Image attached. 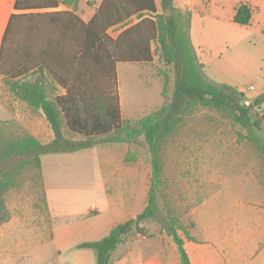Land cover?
<instances>
[{
    "label": "rangeland",
    "instance_id": "1",
    "mask_svg": "<svg viewBox=\"0 0 264 264\" xmlns=\"http://www.w3.org/2000/svg\"><path fill=\"white\" fill-rule=\"evenodd\" d=\"M232 2L217 0L211 10L218 11L217 15L197 16L191 38L188 32L189 41L202 43L213 81L233 85L243 95L242 101L253 104L255 99L262 100L252 106L250 115L259 124L255 134L264 143V32L256 26L234 24L229 18ZM119 31L114 28L108 33L115 38ZM152 48L150 63L116 66L120 111L130 124L172 99L173 67L162 62L157 46ZM62 93L55 89L49 97ZM0 113L7 140L30 134L33 125L44 124L39 113L5 94L1 86ZM11 113L14 119L2 120ZM245 136L246 131L221 111L201 106L187 110L171 133L159 140L157 219L145 221L141 232L125 237L113 254V264H180L176 246L162 226L169 217L193 240L186 241L179 231L192 264H264V161ZM103 147L44 155L39 171L32 165L21 170L15 186L4 196L8 219L0 224V264H62L63 258L69 261L74 255L80 257L79 264H87L82 252L92 256L94 252L67 251L57 241H50L51 228L59 232L64 223L82 218L92 204L104 213L101 219L107 218L106 185L98 173V154ZM119 148L130 172L129 186L142 188L146 195L151 154L144 137ZM135 175L138 178L132 177Z\"/></svg>",
    "mask_w": 264,
    "mask_h": 264
},
{
    "label": "trees",
    "instance_id": "2",
    "mask_svg": "<svg viewBox=\"0 0 264 264\" xmlns=\"http://www.w3.org/2000/svg\"><path fill=\"white\" fill-rule=\"evenodd\" d=\"M78 1L62 0V3ZM157 1L160 13L155 0H101L87 23L67 13L11 16L0 45V78L19 102L32 112L43 114L54 138L46 144L30 134L7 140L0 122V166L11 164L9 168L0 167V224L8 219L4 196L27 165L39 171L44 155L70 154L101 144H131L142 135L151 154L145 207L134 218L114 226L104 238L76 246L91 249L95 264H113V254L125 237L131 232H141L140 225L145 221L157 219L159 140L171 133L187 110L196 106L230 117L246 131L245 139L264 161V143L255 134L259 124L250 115L252 106H258L262 100L255 99L250 107H245L243 95L236 89L208 82L189 41V14L176 9L173 0ZM15 7H19L17 2ZM251 17L250 7L239 4L232 22L247 26ZM45 18L54 25L58 20V33L50 32ZM114 28H120L115 38L108 33ZM153 45L157 46L162 62L173 67L172 99L130 124L121 116L116 66L150 63ZM55 89L63 93L51 99L49 96ZM65 132L81 139L67 137ZM126 161L130 159L127 157ZM162 226L176 246L180 264H191L179 231L186 241L192 242L188 233L172 217Z\"/></svg>",
    "mask_w": 264,
    "mask_h": 264
},
{
    "label": "crops",
    "instance_id": "3",
    "mask_svg": "<svg viewBox=\"0 0 264 264\" xmlns=\"http://www.w3.org/2000/svg\"><path fill=\"white\" fill-rule=\"evenodd\" d=\"M217 0H173V6L180 10L181 12H187L190 18L189 24V35L193 32V24L197 20V16L201 18L204 16L209 17L208 15H217L218 11H212L213 7H216ZM16 2L19 4V7L16 9ZM101 0H80L77 3H71L65 5L62 3V0H0V45L2 41L3 34L5 32L6 26L8 24L11 16H20V15H35V14H61L67 13L71 14L73 17L87 23L92 16L94 15L97 7L99 6ZM55 3L54 7H44L43 4ZM239 4H246L250 7L252 12V17L250 24L247 26H256L261 32H264V0H233L230 5L229 11L232 21L234 14V9ZM155 5L157 9L160 8L159 2L155 0ZM49 6V5H47ZM45 21L49 24L50 32L58 33L57 21L55 20V25L52 22H49V19L45 18ZM201 25V24H200ZM246 27V26H244ZM190 44L192 46L193 52L196 57V61L201 65V72L204 78L212 83L227 85L234 88L231 84H225L218 81H213L214 73L213 69L209 66V60L205 54H203L201 45L202 43H196L192 45L191 40ZM196 51V52H195ZM0 86L4 93L17 100L8 90V87L2 82L0 78ZM18 101V100H17ZM19 102V101H18ZM21 103V102H20ZM39 113L42 117L44 124L41 126L33 125L31 127V135L37 139L40 143L46 144L53 140L54 135L50 129V126L46 122L43 114L40 111ZM1 114V113H0ZM14 113H11L9 118H4V120L14 119ZM122 116V113H121ZM123 119V117H122ZM122 144V143H121ZM104 147L98 154V169L99 177L103 181V184L106 185V196L108 203L104 207V210L107 211V218L101 219L104 213H100V207L97 205H90L85 212L83 213L82 218H78L76 222L71 224L64 223L61 230L58 232L51 228V237L50 241H57L64 248H67V251L72 249H77L76 246L82 243L98 241L109 234L111 229L121 224L128 219L134 218L138 213H140L144 208L145 193L143 189H139L137 186H129L130 172L128 166L124 162V154L119 153L120 144H101ZM97 145V146H101ZM41 160V158H40ZM133 178H138L137 175L132 176ZM43 180V175H42ZM45 180V179H44ZM44 184L45 195L47 193L46 183ZM147 194V193H146ZM92 213V214H90ZM126 216L122 221H117L119 218ZM58 232V239H57ZM82 238V239H81ZM48 241V242H50ZM53 242V243H54ZM184 248L186 250L185 244ZM79 250H90V249H79ZM187 252V250H186ZM58 257H62L61 251L56 252ZM82 256L86 260L87 264H95V254L92 256L90 252H82ZM188 254V253H187ZM30 255V254H29ZM81 255V254H78ZM189 256V254H188ZM190 258V256H189ZM79 256L74 255L71 260L66 261L63 258L62 264H79ZM190 262L192 264L191 258ZM131 264H137L135 261H132Z\"/></svg>",
    "mask_w": 264,
    "mask_h": 264
},
{
    "label": "built area",
    "instance_id": "4",
    "mask_svg": "<svg viewBox=\"0 0 264 264\" xmlns=\"http://www.w3.org/2000/svg\"><path fill=\"white\" fill-rule=\"evenodd\" d=\"M85 1H89V0H85ZM249 90H250V91H253L254 88H253V87H249ZM242 104H243L245 107H250V106H251V102H249V101L246 100V99H244V100L242 101Z\"/></svg>",
    "mask_w": 264,
    "mask_h": 264
}]
</instances>
